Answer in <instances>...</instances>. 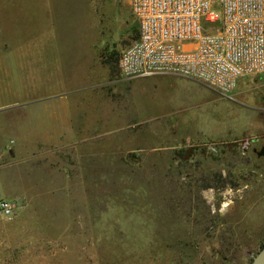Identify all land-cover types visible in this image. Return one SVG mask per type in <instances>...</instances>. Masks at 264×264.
Listing matches in <instances>:
<instances>
[{"label":"rangeland","instance_id":"1","mask_svg":"<svg viewBox=\"0 0 264 264\" xmlns=\"http://www.w3.org/2000/svg\"><path fill=\"white\" fill-rule=\"evenodd\" d=\"M42 3L0 0V126ZM58 3L49 24L111 56L104 75L120 81L106 88L124 112H105L108 131L80 157L34 150L24 163L1 134L0 188L16 210L0 214V264H252L264 246V76L227 95L182 76L126 78L119 55L137 37L127 0Z\"/></svg>","mask_w":264,"mask_h":264},{"label":"crops","instance_id":"2","mask_svg":"<svg viewBox=\"0 0 264 264\" xmlns=\"http://www.w3.org/2000/svg\"><path fill=\"white\" fill-rule=\"evenodd\" d=\"M49 1V10L43 7V3L41 5L42 21L35 31L33 44L19 46V74L8 73L12 76L10 79L19 76V90L10 92L6 100L4 111L8 114V121L0 126V140L1 134L14 137L19 145L14 153L9 154L21 156L24 163L34 157V150H42L41 157L62 150H74L76 156H82V150L87 148L84 144L96 139L95 134L108 131L105 112H124L118 109L116 96L106 88L120 81L104 75L111 56L100 54L90 38L87 46L69 44L67 38L73 35L72 32H60L55 28L56 23L55 26L49 24L55 16V3L57 16L59 0ZM127 3L129 5L128 0ZM47 22L49 27H44ZM9 61L10 66H16V62ZM242 78L238 79L236 87ZM11 116H14L13 120ZM113 127L111 131H121L122 122ZM6 195L7 191L0 188V198H6Z\"/></svg>","mask_w":264,"mask_h":264},{"label":"built area","instance_id":"3","mask_svg":"<svg viewBox=\"0 0 264 264\" xmlns=\"http://www.w3.org/2000/svg\"><path fill=\"white\" fill-rule=\"evenodd\" d=\"M137 38L118 59L126 78L170 74L222 95L239 78L264 76V0H128ZM15 203L0 198L9 217Z\"/></svg>","mask_w":264,"mask_h":264},{"label":"water","instance_id":"4","mask_svg":"<svg viewBox=\"0 0 264 264\" xmlns=\"http://www.w3.org/2000/svg\"><path fill=\"white\" fill-rule=\"evenodd\" d=\"M260 155H264V147L259 152ZM252 264H264V246L261 248V250L258 252L256 257L253 260Z\"/></svg>","mask_w":264,"mask_h":264}]
</instances>
